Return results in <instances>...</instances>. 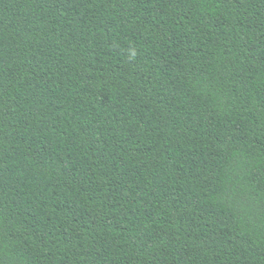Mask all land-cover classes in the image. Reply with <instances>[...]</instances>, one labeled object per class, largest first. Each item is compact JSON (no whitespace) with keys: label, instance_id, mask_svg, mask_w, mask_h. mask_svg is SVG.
<instances>
[{"label":"trees","instance_id":"1","mask_svg":"<svg viewBox=\"0 0 264 264\" xmlns=\"http://www.w3.org/2000/svg\"><path fill=\"white\" fill-rule=\"evenodd\" d=\"M0 264H264V0H0Z\"/></svg>","mask_w":264,"mask_h":264}]
</instances>
